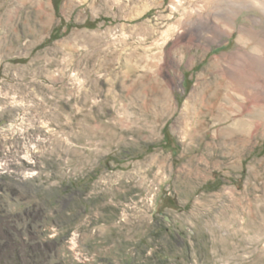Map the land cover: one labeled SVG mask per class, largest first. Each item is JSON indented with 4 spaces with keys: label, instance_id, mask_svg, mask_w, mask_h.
Listing matches in <instances>:
<instances>
[{
    "label": "rangeland",
    "instance_id": "1",
    "mask_svg": "<svg viewBox=\"0 0 264 264\" xmlns=\"http://www.w3.org/2000/svg\"><path fill=\"white\" fill-rule=\"evenodd\" d=\"M0 264H264V0H0Z\"/></svg>",
    "mask_w": 264,
    "mask_h": 264
},
{
    "label": "trees",
    "instance_id": "2",
    "mask_svg": "<svg viewBox=\"0 0 264 264\" xmlns=\"http://www.w3.org/2000/svg\"><path fill=\"white\" fill-rule=\"evenodd\" d=\"M59 1L60 0H53V4H54V7L55 9L58 8L59 6ZM95 24L94 21H86L83 25L84 26H88V27H92L93 25ZM53 37H56V31L53 30L52 33H51V38ZM164 137L166 138V144H168L171 148H177V143L172 139V137L170 136L169 132L167 131V129H165L164 131ZM165 206H170V207H173L175 206L173 203L172 204H166Z\"/></svg>",
    "mask_w": 264,
    "mask_h": 264
}]
</instances>
